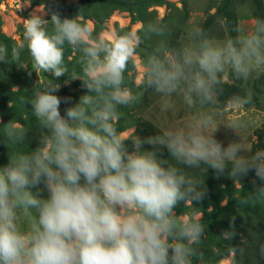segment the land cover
Returning <instances> with one entry per match:
<instances>
[{
    "label": "clouds",
    "instance_id": "clouds-1",
    "mask_svg": "<svg viewBox=\"0 0 264 264\" xmlns=\"http://www.w3.org/2000/svg\"><path fill=\"white\" fill-rule=\"evenodd\" d=\"M42 14L24 19L22 43L10 54L0 47V62L23 68L27 49L33 69L58 79L68 71L67 44L81 53V72L68 80H80L86 91L62 114L61 104L70 101L57 95L60 85L49 80L40 86L29 105L41 132L28 151L18 147L29 142L28 129L0 124V144L13 149L0 165V264H193L204 226L195 213L181 220L174 209L201 202L207 190L188 170L211 168L220 175L229 169L233 179L254 172L262 183L254 180L252 192L264 198V149L246 153L239 142L223 146L208 120L155 136H124L116 126L120 109L141 99L125 76L141 36L93 38L76 18ZM140 31L158 39L142 60L139 85L159 94L165 109L173 96L189 109L215 106L225 74L247 80L264 73V18L219 41L193 26L176 47L160 21ZM230 229L226 237L234 239V224Z\"/></svg>",
    "mask_w": 264,
    "mask_h": 264
},
{
    "label": "rangeland",
    "instance_id": "rangeland-1",
    "mask_svg": "<svg viewBox=\"0 0 264 264\" xmlns=\"http://www.w3.org/2000/svg\"><path fill=\"white\" fill-rule=\"evenodd\" d=\"M79 1L0 0V47H6L9 54L13 47H19L24 19L34 12L42 14L40 9H43V19H50L52 12L62 19L76 18L91 29L93 38L112 40L117 34L135 32L141 36V41L125 76L127 87L133 93H140L141 99L120 109L116 126L124 136H155L170 127L208 120L210 127H218L214 136L223 146L239 142L246 153L264 149V73L253 72L247 80L225 74L217 104L196 109H189L179 96L171 97L172 106L165 109L164 99L159 94L139 85L142 60L150 54L158 39L143 35L140 30L144 24L160 21L167 25V39L173 47L185 42L188 30L193 26L203 28L211 38L219 41L235 36L236 28L247 29L258 18H264V0H88L83 11H78L75 8ZM96 18H101V23L97 24ZM80 55L78 50L65 45L64 61L68 71L58 79L33 69L27 49L21 52L19 63L23 68L0 62V124L14 122L30 133L29 142L19 148L28 151L36 146L35 138L41 129L29 101L42 84L55 80L60 85L57 95L70 101L64 103L66 107L85 93L80 80H68L73 73L81 72ZM234 97L244 98L247 102L235 103ZM233 122L238 133L225 126ZM128 145L131 147L130 141ZM12 150L0 144V165L7 163V155ZM162 155L168 157L166 149ZM188 171L204 182L207 190L201 202L185 205L181 202L174 209L181 220L190 219L195 213L204 226L200 242L194 245L197 255L193 257V264H264L261 251V245H264V198L252 192L254 180L257 185L262 183L254 172L233 179L228 175L229 169L220 175L214 169L204 167ZM241 200L247 202L241 203ZM233 224L235 238H227L226 233L231 231Z\"/></svg>",
    "mask_w": 264,
    "mask_h": 264
},
{
    "label": "trees",
    "instance_id": "trees-1",
    "mask_svg": "<svg viewBox=\"0 0 264 264\" xmlns=\"http://www.w3.org/2000/svg\"><path fill=\"white\" fill-rule=\"evenodd\" d=\"M87 2H88V0H80L79 3H78V5L76 6L75 9L78 10V11H79V10H80V11H83V8L85 7V5H87ZM96 19H97V21H98L97 24L101 23V18H96ZM96 28H97V29H100V26L97 25ZM243 85H244V84H243ZM243 92L245 93V90H244ZM75 95L78 96V94H75ZM78 97H80V96H78ZM65 108H67V107L64 106V103L61 104V106H60V110H61L62 114H63Z\"/></svg>",
    "mask_w": 264,
    "mask_h": 264
}]
</instances>
